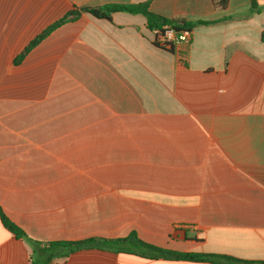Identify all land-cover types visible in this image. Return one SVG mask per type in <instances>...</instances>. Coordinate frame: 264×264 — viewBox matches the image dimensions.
Listing matches in <instances>:
<instances>
[{"label": "crops", "instance_id": "0c3cea01", "mask_svg": "<svg viewBox=\"0 0 264 264\" xmlns=\"http://www.w3.org/2000/svg\"><path fill=\"white\" fill-rule=\"evenodd\" d=\"M236 2L0 0V264L132 233L166 251L264 263V0L258 11ZM143 3L211 23L167 49L142 15L81 13L27 51L74 8ZM123 249L50 264H218Z\"/></svg>", "mask_w": 264, "mask_h": 264}, {"label": "trees", "instance_id": "16d2710c", "mask_svg": "<svg viewBox=\"0 0 264 264\" xmlns=\"http://www.w3.org/2000/svg\"><path fill=\"white\" fill-rule=\"evenodd\" d=\"M216 7L220 9L227 8L229 4V0H213ZM251 1V8L253 11H258L259 6L257 0H250ZM122 12L131 15H142L147 20L148 28L153 32H162L165 26H169L176 30L177 32L183 30H190L192 31L195 25H207L211 22H198V23H186V22H179V21H171L162 16L156 15L152 13L149 9V3L143 4H133V5H107L103 7L97 8H86L82 10H74L63 20L56 23L48 30L43 32L27 49V51L36 45H38L42 40H44L47 36L50 35L56 28L60 27L61 25L73 21L77 19L81 13H87L92 15L93 17L101 20H112V16L115 13ZM157 45V44H156ZM2 222L3 225L13 233L17 238L23 239L27 241L34 249L40 247L41 244L35 242L27 237L25 232H23L20 228H18L15 224H13L6 216L2 215ZM127 246H134L136 253L142 257L156 259V258H164L166 260L171 261H187V262H211V263H218V264H264V263H248L239 261L233 258L224 257V256H214V255H191V254H181L171 251H166L151 245H148L142 242L135 233L130 234L127 238L119 239V240H101V239H89L83 242L77 243H50L47 244L45 249L50 248H61L63 249L62 252L52 254L43 264H50L51 261L56 257H68L76 251H80L83 249H91L97 248L102 250H113L122 252L125 249L123 247ZM140 251H144V253H140ZM36 254V253H35ZM36 258L33 259V264H36Z\"/></svg>", "mask_w": 264, "mask_h": 264}, {"label": "built area", "instance_id": "2783aa9c", "mask_svg": "<svg viewBox=\"0 0 264 264\" xmlns=\"http://www.w3.org/2000/svg\"><path fill=\"white\" fill-rule=\"evenodd\" d=\"M155 43L163 48L173 49L180 46H188L192 41V31L183 30L177 32L169 26H165L162 32H155Z\"/></svg>", "mask_w": 264, "mask_h": 264}, {"label": "rangeland", "instance_id": "374dc122", "mask_svg": "<svg viewBox=\"0 0 264 264\" xmlns=\"http://www.w3.org/2000/svg\"><path fill=\"white\" fill-rule=\"evenodd\" d=\"M236 3H237V4L240 3V0H239V2H236Z\"/></svg>", "mask_w": 264, "mask_h": 264}]
</instances>
